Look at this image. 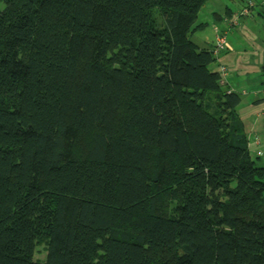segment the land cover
Masks as SVG:
<instances>
[{
	"label": "trees",
	"instance_id": "16d2710c",
	"mask_svg": "<svg viewBox=\"0 0 264 264\" xmlns=\"http://www.w3.org/2000/svg\"><path fill=\"white\" fill-rule=\"evenodd\" d=\"M3 1L0 264H264V162L192 38L208 0Z\"/></svg>",
	"mask_w": 264,
	"mask_h": 264
},
{
	"label": "crops",
	"instance_id": "0c3cea01",
	"mask_svg": "<svg viewBox=\"0 0 264 264\" xmlns=\"http://www.w3.org/2000/svg\"><path fill=\"white\" fill-rule=\"evenodd\" d=\"M211 1L213 2L214 7L208 11L201 12L200 10L198 14L199 22L207 23L209 19H212L211 25L212 24L218 25L220 23H223L224 26L223 27L219 26V27L224 31L228 30V34L229 33L232 34L235 29L239 28L238 32L241 33V30H242L243 35L247 33L250 36L248 32L244 31V28L247 26L246 23H242L241 21L245 20L246 18L250 17V15H252L251 10L256 5L255 2H254L255 3L254 6L250 10L251 13L248 16H241L238 19L236 25H231L230 22L227 21V19H234V16L241 9L246 7L248 5V2L252 0H219L220 6L218 8L215 7L216 0H208L207 2L209 3ZM200 16H203V17L200 18ZM194 41L200 44L201 46L207 45L208 43H211L213 45L214 36L210 39L209 37L204 38L202 35H200ZM252 41L254 44V50H261L260 59L258 62H250V57H247L244 60H241L240 58L234 60L233 58L235 57V54L237 52L239 45L237 43H234V40L231 39V41L228 42V45H229L228 51H224L223 53H221V55L218 58V61L216 62L217 64L216 69L218 70L220 63L227 67L228 69L227 82L228 83L224 85V88L230 91L237 92L236 87H239V84L237 85L236 84L237 81H234V79L240 76V74H243L244 78L242 79V82H243L242 86H246L250 88H249V91H246V89H243L242 92L245 91L246 94L247 93L252 94L254 96L253 104H256L260 101H264L263 95H262V98H258V95L260 94H254V91L260 90L262 89V87H264V44L262 43L264 41L261 40V42H258L257 39L255 38H252ZM250 49L242 48V52L247 53ZM233 61L235 62L237 61V63H240V64L236 63L237 65L235 66L232 64ZM246 73L248 74L250 73V74L246 75ZM258 108L260 107L257 106V108L254 109V111L256 112V116L253 122H251V127H253V129L250 128V131H253L255 129L257 119L260 118L262 114H264V106H262L261 112L260 110H257ZM249 135H250V132H249Z\"/></svg>",
	"mask_w": 264,
	"mask_h": 264
},
{
	"label": "rangeland",
	"instance_id": "374dc122",
	"mask_svg": "<svg viewBox=\"0 0 264 264\" xmlns=\"http://www.w3.org/2000/svg\"><path fill=\"white\" fill-rule=\"evenodd\" d=\"M252 1L256 3L254 8L251 10L252 15H250V17L246 18L245 20L241 21L242 23H246L247 26L244 28V31L248 32L250 34V36L247 33H245L246 36L243 35L242 30H241L242 34L240 32H238L239 28L235 29L232 34L227 33L228 42H230L231 39H233L234 43H237L239 45L237 52L235 54V57L233 58L234 60L238 59V58H240L241 60H244L247 57H250V62H258L260 59L261 50H254V44H253L252 38L257 39L258 42H261V40L264 41V16L261 13L263 8H264V5H263L264 0H252ZM3 6H4V1L0 0V9ZM219 6H220V2H219V0H216L215 7L218 8ZM213 7H214V5H213L212 1L209 3L207 2L201 8V12L202 11H208ZM202 17L203 16H200V18H202ZM211 21H212V19H209L207 21L208 24L204 28H202L201 30H198L197 33H195L192 36L193 40L198 38V36H200V35H202L204 38L209 37L210 39L214 36L212 26H214L215 24L211 25ZM218 26L223 27L224 24L220 23V24H218ZM262 43L264 44V42H262ZM242 48H247V49L252 48V49H250L247 53H244V52H242ZM236 63H237V61L232 62V64L235 66L237 64H240V63H237V64ZM211 68L212 69L217 68L216 62L212 63ZM249 74L246 73V75H249ZM243 78H244V75L240 74V76H238L236 79H234V81H237L236 84L237 85L239 84V87H236L237 88L236 90H237V92L241 93V98H242L241 105L238 107L237 111H238L239 116L244 120L246 128L248 130V133L250 132L249 137L251 139H254L256 137L259 139V144H257V145L250 144V152H251L252 158L256 161L257 164H263V162H264V114H262L261 117L257 119L255 129L253 131H250V128L253 129V127H251V122H253V120L255 119V116H256V112L254 111V109H256L257 106H259L260 108H258L257 110H260V112H261L262 106H264V101H260L256 104H253V97L254 96L250 93L246 94L245 91L242 92L243 89H246V91H249V88H250V87L248 88L246 86H242L243 85V82H242ZM262 88H264V87H262ZM224 89H226V88H224ZM258 98H262V95H258ZM257 150H260L262 152V154L257 155L256 154ZM257 156H259V157H257ZM45 256H46V251H45L44 245L42 244L41 246L36 248V252L34 254V259L43 261V260H45Z\"/></svg>",
	"mask_w": 264,
	"mask_h": 264
},
{
	"label": "built area",
	"instance_id": "2783aa9c",
	"mask_svg": "<svg viewBox=\"0 0 264 264\" xmlns=\"http://www.w3.org/2000/svg\"><path fill=\"white\" fill-rule=\"evenodd\" d=\"M249 7H253L254 6V2L253 1H249L248 2ZM248 6L244 7L243 9H241L235 16L234 19H227V21L230 22L231 25H236L238 19L241 16H247L250 14V9ZM213 30L215 32V38H214V54L218 55L220 54L222 51L228 50L229 49V45H228V41H227V36H226V32L222 31L218 25H214L213 26ZM220 73H221V84L225 85L227 84V75H228V69L226 66L221 65L220 66ZM254 94H260L264 96V88L260 89V90H256L254 91ZM250 144H254L257 145L259 144V139L256 137L253 140L250 141ZM262 152L260 150L257 151V155H261Z\"/></svg>",
	"mask_w": 264,
	"mask_h": 264
}]
</instances>
